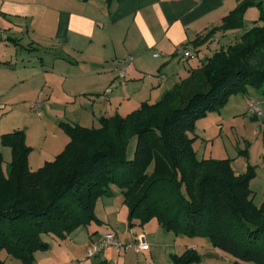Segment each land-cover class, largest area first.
I'll use <instances>...</instances> for the list:
<instances>
[{"label":"trees","instance_id":"trees-1","mask_svg":"<svg viewBox=\"0 0 264 264\" xmlns=\"http://www.w3.org/2000/svg\"><path fill=\"white\" fill-rule=\"evenodd\" d=\"M254 3L240 4L196 45L236 21L243 23ZM259 21L239 41L208 56L159 101L143 102L125 116H102L99 127L61 122L69 142L36 170L29 164L33 148L25 131L2 134L12 158L5 167L0 151V253L34 264L36 252L49 248L43 235L65 239L99 220L97 200L111 196L117 185L130 226L156 219L176 234L209 238L235 259L233 264H264V201L255 203L250 186L256 167L249 164L236 174L231 158L200 159L193 145L200 117L219 110L233 93L263 87L264 7ZM133 138L135 151L129 157ZM201 258L194 248L172 255L174 264ZM0 264L7 263L0 257Z\"/></svg>","mask_w":264,"mask_h":264},{"label":"crops","instance_id":"crops-1","mask_svg":"<svg viewBox=\"0 0 264 264\" xmlns=\"http://www.w3.org/2000/svg\"><path fill=\"white\" fill-rule=\"evenodd\" d=\"M246 1L255 3L245 11L243 23L236 21L232 28L217 30L207 43L196 45L197 38L220 27ZM262 7L264 0H0V151L4 154L7 148L2 134L22 129L33 148L29 162L40 148L41 167L70 140L61 122L90 127L102 116H125L143 102L159 101L208 56L260 24ZM186 52L191 54L183 63ZM130 60L126 77H119V69ZM35 100L42 102L41 115L31 106ZM193 145L197 152L196 142ZM232 166L236 174L246 171L244 166ZM112 197L121 211L122 190H113ZM110 212L114 210L98 216L101 224L81 226L69 235L83 246L70 245L67 264H174L169 254L199 248L195 242L187 248L180 245L173 232L158 227L170 243L161 257L159 246L144 236L120 238L109 226ZM105 231L115 233L124 244L141 240L149 248L107 246L88 256V248ZM209 245L222 251L210 241ZM77 248L82 258H77ZM35 257V264H59L57 255L37 251Z\"/></svg>","mask_w":264,"mask_h":264},{"label":"rangeland","instance_id":"rangeland-1","mask_svg":"<svg viewBox=\"0 0 264 264\" xmlns=\"http://www.w3.org/2000/svg\"><path fill=\"white\" fill-rule=\"evenodd\" d=\"M263 90L264 84L263 87L260 88L250 87L249 92L233 93L219 110H214L207 113L205 116L200 117L196 121L195 126V132H198L199 136H197V140L194 142H196L195 147L197 148V155L200 159L204 157L215 159L231 158L232 163L236 168L244 166V169L247 170L249 164L256 167V176L250 181L251 189L255 194V203H260L264 200V116L252 117L248 114L247 107L249 97L262 102L264 106ZM100 125V120H98L95 125L92 124L90 127H99ZM41 139L42 137L40 136L39 140ZM135 146L136 138H133L129 145V157L134 154ZM41 151L40 148H35V154L33 158H31V163L29 162L33 169H38L40 166L39 164H42L39 163V161L37 162V157H39L40 160L41 155H39V153H41ZM3 155L4 166L6 167L11 161V149L7 147ZM34 158L36 161H34ZM113 190L117 192L121 189L117 185H112V191ZM116 206L115 198L112 197V195L102 196L96 202L95 214L97 217H103L106 216L110 210H114V212H110L109 226H113L112 228L118 231L120 238H130L131 240H134L135 236H137V238L144 236L151 245L156 244V246H159L157 250L160 252V256L163 257V254L167 253L165 248L166 244L170 243L167 241L166 235L158 230V227L164 229L165 232L167 229L156 219H153V222L151 220L144 225L136 223L133 226H130L128 206L125 204L121 211H118ZM106 207H108V210ZM120 214L121 218L118 217ZM99 220H94L89 225H99L101 224ZM107 232L108 231H105L103 235ZM173 235H175L179 241L178 243L180 245L183 244L186 248L187 246L190 247L194 242L198 244L199 248L196 250L202 258L192 264H232L235 261V259L227 252L223 250H219L220 252H218V250L210 248V240L207 237H191L184 234H176L174 232ZM69 237L70 236L65 239H57L50 235H43V239L49 244V248L38 252H46L52 256L57 255L59 264H67L69 258L67 252L70 253L71 251L70 245H73V247L76 245L80 249L83 246L80 239L77 241V238L75 242H72ZM78 248L76 250L78 251L76 253L78 256L77 258H82L80 257L82 252L81 250H78ZM174 254L176 253L169 254V259L171 261H173L172 255ZM0 257L3 259L9 257L7 264H22L18 258L9 255L5 250L0 253ZM89 260H92V258H89ZM69 263L75 264L73 261H69ZM245 264L256 263L245 262Z\"/></svg>","mask_w":264,"mask_h":264},{"label":"built area","instance_id":"built-area-1","mask_svg":"<svg viewBox=\"0 0 264 264\" xmlns=\"http://www.w3.org/2000/svg\"><path fill=\"white\" fill-rule=\"evenodd\" d=\"M182 53V52H181ZM191 53L186 52L183 57H182V62L185 63L186 57L189 56ZM132 60V59H131ZM127 62L121 69H119V77L125 78L127 75V70L131 67L132 61ZM32 108L37 111L39 115L42 114L41 106L42 102L40 100H35L31 103ZM248 114L251 115L252 117H262L264 116V106L262 102L257 101L256 99L249 97L248 99ZM115 246L119 250L120 249H130L132 247H136L138 251L143 250V249H148L149 244L146 242H143L139 240L138 244H133V243H122L119 241L113 232H107L102 236L100 241L98 243H95L93 246L88 248V256H94L101 252L105 247L107 246Z\"/></svg>","mask_w":264,"mask_h":264}]
</instances>
